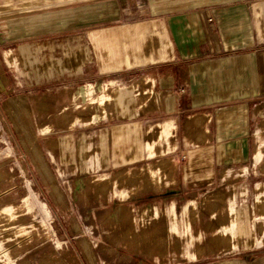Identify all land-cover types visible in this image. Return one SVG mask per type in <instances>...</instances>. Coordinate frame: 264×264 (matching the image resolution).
Returning a JSON list of instances; mask_svg holds the SVG:
<instances>
[{
    "label": "rangeland",
    "instance_id": "rangeland-1",
    "mask_svg": "<svg viewBox=\"0 0 264 264\" xmlns=\"http://www.w3.org/2000/svg\"><path fill=\"white\" fill-rule=\"evenodd\" d=\"M113 3L0 0V264H264V186L256 190L264 139L263 164L225 166L213 180L195 166L209 140L204 127L191 150H173L172 130L160 137L150 123L149 156L105 170L94 127L101 117L132 116L117 110L119 94L130 113L150 108L147 81L39 83L55 67L42 49L102 24ZM251 125L263 128L264 118ZM236 208L245 209L250 235L233 225Z\"/></svg>",
    "mask_w": 264,
    "mask_h": 264
},
{
    "label": "crops",
    "instance_id": "crops-1",
    "mask_svg": "<svg viewBox=\"0 0 264 264\" xmlns=\"http://www.w3.org/2000/svg\"><path fill=\"white\" fill-rule=\"evenodd\" d=\"M122 1L102 13V24L74 35L76 42L71 36L56 38L42 49L55 67L39 83L56 87L93 76L142 79L143 86L147 81L150 108L130 113L119 94L117 110L132 116L115 122L101 117L94 127V148L101 160L104 155V169L146 159L150 123L159 127L160 137L172 130L173 150H191L204 127L209 140L201 144L195 166L213 180L225 166L263 164L257 142L264 139V127H251V120L264 118V0ZM18 53L31 55V50L20 46ZM263 186L256 183L258 193ZM194 203L189 199L184 211ZM233 214L238 232L250 235L245 209Z\"/></svg>",
    "mask_w": 264,
    "mask_h": 264
},
{
    "label": "bare ground",
    "instance_id": "bare-ground-1",
    "mask_svg": "<svg viewBox=\"0 0 264 264\" xmlns=\"http://www.w3.org/2000/svg\"><path fill=\"white\" fill-rule=\"evenodd\" d=\"M21 97H24V96H21ZM117 97V102L120 104V102H119V97L118 96H116ZM19 98V97H18ZM12 99V98H11ZM11 99H9V100H11ZM22 99V98H21ZM15 100V99H14ZM16 101H17V99H16ZM8 103V102H7ZM10 103V102H9ZM8 103V104H9ZM12 103V102H11ZM18 103H19V99H18ZM14 104H16V103H13L12 105H14ZM10 105V104H9ZM6 106H8V105H6ZM11 106V105H10ZM18 106V105H17ZM16 105L14 106V107H17ZM7 108V107H6ZM8 108H9V106H8ZM13 108V107H12ZM11 109V108H10ZM14 109V108H13ZM12 110V109H11ZM10 110V111H11ZM15 110V109H14ZM13 110V111H14ZM12 112V111H11ZM14 114V113H13ZM192 123H195V122H197L198 120H196V118L195 119H192V120H190ZM187 124H188V122H187ZM191 125V124H190ZM51 179V178H50ZM51 181V180H50ZM53 187V186H52ZM54 190H56V189H54Z\"/></svg>",
    "mask_w": 264,
    "mask_h": 264
}]
</instances>
